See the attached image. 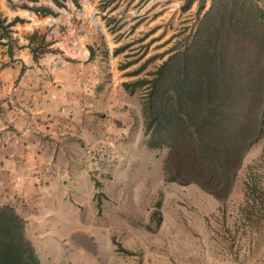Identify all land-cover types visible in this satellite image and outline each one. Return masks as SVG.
<instances>
[{
  "label": "crops",
  "instance_id": "0c3cea01",
  "mask_svg": "<svg viewBox=\"0 0 264 264\" xmlns=\"http://www.w3.org/2000/svg\"><path fill=\"white\" fill-rule=\"evenodd\" d=\"M58 1L65 7L53 0H0V206L24 219L40 264H55L49 257L65 253L56 244L62 233L77 244L76 233L92 226V218H81L95 192L82 171L84 148L147 147L134 137V116L124 104L127 68L109 69L92 37L100 24L107 40L109 8L94 9L103 0ZM33 7L56 15L41 16ZM118 55L109 50L112 59ZM240 206L216 247L205 245L202 256L210 264H264V210L249 215ZM203 211L205 226L210 210Z\"/></svg>",
  "mask_w": 264,
  "mask_h": 264
},
{
  "label": "rangeland",
  "instance_id": "374dc122",
  "mask_svg": "<svg viewBox=\"0 0 264 264\" xmlns=\"http://www.w3.org/2000/svg\"><path fill=\"white\" fill-rule=\"evenodd\" d=\"M103 2L100 5L97 2L94 9L103 5L109 8L107 23L103 24L107 28L108 38L106 40L101 35L100 24L93 26L92 37L99 44L96 49L103 58H107L105 62L109 69L116 64L122 69L127 68L122 75L127 84L149 78L147 74L154 72L167 59L169 49L179 52L187 48L194 40L200 20L211 6V0H204L201 8L197 1H192L185 10H181L184 0ZM260 5L264 8V0H260ZM82 10V7H77L78 12ZM225 11L224 6L218 9L216 2L214 12L207 21L212 25L210 44L195 50L197 59L193 64L194 67L214 71L217 94L224 87L220 79H227L226 84L230 88L233 85L231 81L238 80L240 87H246L245 91L241 90L245 94L241 99L244 105L248 103L249 108L253 101L250 92L256 91L254 87L245 86L252 76L251 54H246L249 51V37L240 26H234L231 30L226 28L227 21L232 20L225 16ZM207 38L208 35L205 40ZM250 38L255 41V34ZM222 41H228L232 46L226 48ZM110 49H121L114 53L119 54L118 60L109 57ZM151 57L154 58L147 61ZM143 64L145 69L138 76H132L131 73ZM252 69L254 71L253 66ZM193 82L200 83L197 78L190 79L188 83ZM206 85H209V81L203 85L208 92ZM126 93L124 104L134 116V137L140 136V143L147 147L84 148L82 171L94 182L95 192L92 211L87 209V214L81 218L88 223L92 218V226L87 225L85 231L76 233L77 244L70 235L62 233V238L56 244L65 253H54L49 258L59 261L55 264H210L202 256L204 247H216L219 235H223L222 228L227 224L228 227L232 226L234 210L242 204L249 215H255L254 211H259L260 206L264 210V116L258 120L252 116L248 122L235 114L227 119V130L222 132L235 147L238 146L236 160L239 151L241 153L244 148L246 151L234 176L231 192L225 198L223 192L213 196L196 184L166 180L163 164L167 148L149 146L152 133L146 131L143 113L146 87L132 86ZM189 124L190 121L186 119L184 128ZM244 125L248 127L244 132L246 140L239 147ZM255 127L260 128L258 136L253 130ZM220 131V128L215 130ZM256 136L258 140L248 145ZM209 179L220 181L227 177L212 175ZM201 193L210 195L218 202H213L212 198L204 199ZM241 194L247 199L244 200ZM204 207L210 210L209 217L205 218V226L201 220ZM175 219H182V222H175ZM221 221H224L223 226ZM229 231L226 232L228 237ZM42 242L48 254L46 241Z\"/></svg>",
  "mask_w": 264,
  "mask_h": 264
},
{
  "label": "trees",
  "instance_id": "16d2710c",
  "mask_svg": "<svg viewBox=\"0 0 264 264\" xmlns=\"http://www.w3.org/2000/svg\"><path fill=\"white\" fill-rule=\"evenodd\" d=\"M184 1L181 10H185L192 1H197L199 8L204 3V0ZM53 2L58 8L65 7L58 0ZM216 2L218 9L222 6L226 8L225 16L232 20L227 21L226 28L231 30L234 26H240L249 37V51H246V54H251L252 76L246 85L240 80L243 85L256 89L255 93L250 90L253 101L249 108L248 103L244 105L241 99L245 95L241 90L245 91L246 87H240L238 80L231 81L233 85L230 88L226 84L227 79H220L224 87L217 94L215 91L217 77L214 71L194 67L193 64L197 59L195 50L202 45L206 47L210 44L212 25L207 21L214 12ZM29 10L41 16L56 15L46 7H33ZM235 21L237 23H234ZM4 22L0 19V25ZM14 22L15 20L3 26L4 32H7L6 29ZM254 34L255 41L254 38H250ZM207 35L208 41L205 40ZM222 42L226 48L232 46L228 41ZM119 50L121 49L114 53ZM167 54H169L167 59L154 72L147 74L149 78L137 79L124 86L126 90L137 85L146 87L143 113L146 131L152 133L149 146L167 148L163 164L166 180L179 184L193 183L213 196L223 192L226 198L231 192L234 176L246 151V148L241 153L239 151L236 160L238 146L235 147L222 132L227 130V119L235 114L248 122L252 116L255 120L264 116V8L260 5V0H211V6L200 20L191 44L179 52L171 48ZM174 62L176 63L173 64ZM144 69L145 64L131 75L138 76ZM192 78H197L200 83H188ZM204 81L205 83L209 81V85H206L208 92L203 87ZM186 119L190 121V126L184 128ZM217 128H220V133L215 132ZM247 128V125L242 128L239 147L245 143L244 132ZM259 129V127L253 129L257 136ZM257 136L249 141L248 145L255 143L258 140ZM212 175L224 176L227 179L210 180L209 176ZM25 225L24 219L13 208L0 206V264H40L33 246L25 237Z\"/></svg>",
  "mask_w": 264,
  "mask_h": 264
}]
</instances>
